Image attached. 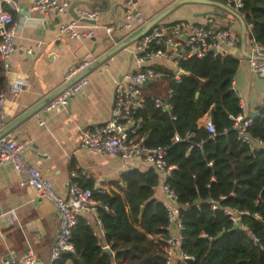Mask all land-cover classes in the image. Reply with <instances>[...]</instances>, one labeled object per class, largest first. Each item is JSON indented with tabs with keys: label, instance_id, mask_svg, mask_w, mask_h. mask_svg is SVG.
Here are the masks:
<instances>
[{
	"label": "trees",
	"instance_id": "1",
	"mask_svg": "<svg viewBox=\"0 0 264 264\" xmlns=\"http://www.w3.org/2000/svg\"><path fill=\"white\" fill-rule=\"evenodd\" d=\"M234 11L245 25V39L264 45V0H241ZM177 66L185 74L174 81L170 70L152 65L164 73L171 107L160 111L146 98L139 132L146 146L164 149L166 163L173 166L167 182L176 202L186 204L178 212L180 248L191 257L184 264H264V116L251 117L246 133L261 144L250 148L232 126V118L242 113L231 88L235 57H188ZM3 87L0 64V90ZM204 115L213 125L211 136L198 123ZM187 133L192 136L185 138ZM175 135L178 141H173ZM120 180L121 185L115 182L118 192L110 195L89 183L81 186L90 189L97 202L103 238L98 243L85 218L78 217L70 232L72 254L62 253L57 264L68 259L72 264H164L161 246L167 220L154 197L157 173L149 167L131 168ZM224 210L234 211L237 219L230 220ZM102 244L113 255L104 252Z\"/></svg>",
	"mask_w": 264,
	"mask_h": 264
},
{
	"label": "crops",
	"instance_id": "2",
	"mask_svg": "<svg viewBox=\"0 0 264 264\" xmlns=\"http://www.w3.org/2000/svg\"><path fill=\"white\" fill-rule=\"evenodd\" d=\"M31 1L10 0L2 4V8L12 15L15 26L14 50L9 57L7 70L3 71V89L6 92L4 127L59 88L63 84L62 77L68 66L87 54L91 56L92 62L116 45L112 40L113 36L121 41L141 28L137 25L131 31L119 32L108 38L99 26L121 19L122 0H79L87 2L90 5L88 9L98 14V19L93 23L96 25L93 37L80 41L57 37L55 26L60 19L57 17L44 19L38 11L29 10ZM73 1L77 0H68L69 4ZM136 1L137 9L147 21L177 0ZM80 7L84 6H76L74 12ZM206 10L225 13V16H200V13ZM209 16L215 26L229 28L238 39L240 33L238 20L217 6L181 4L168 12L158 24H169L179 20L198 23L205 21ZM250 41L245 39L244 52L240 48V43L229 50V55L238 60L231 88L238 95L241 114L246 117L250 111L257 108L260 98L264 96V78L252 73L247 66ZM27 49L30 52H27ZM130 50L131 44L89 70L85 74L87 85L81 92L72 96L63 108L49 112L39 109L2 135L26 141L23 150L25 159L39 169L59 196H66L69 172L73 168L78 172L76 178L78 185L85 186L89 183L93 190L100 189L108 195L112 191L118 192L115 182L121 185L120 176L125 170L147 168L138 159L122 162L115 157L92 154L77 147L83 129L91 124L103 123L109 118L117 78L126 71L136 69L132 56H129ZM145 65L160 66L170 71L173 69L169 63L158 59L148 61L144 63ZM249 81H256L251 90L248 86ZM152 84H155L158 90L161 89V92L147 93ZM167 89L165 82L160 79L145 84L143 93L147 96L165 98ZM37 118L43 120V125L37 124ZM207 118L209 116H202L198 123L202 125ZM19 179L20 176L11 166L0 164V259L18 258L30 248L41 263H46L58 225V212L48 200L38 198L31 187L19 186ZM154 197L158 199L161 197L159 186L154 190ZM84 218L100 243L103 238L101 227L95 223L91 214H86ZM101 248L103 250V244ZM106 248L113 255L114 252L109 247ZM64 264L72 263L68 259Z\"/></svg>",
	"mask_w": 264,
	"mask_h": 264
},
{
	"label": "built area",
	"instance_id": "3",
	"mask_svg": "<svg viewBox=\"0 0 264 264\" xmlns=\"http://www.w3.org/2000/svg\"><path fill=\"white\" fill-rule=\"evenodd\" d=\"M10 0H0V64L3 71L8 68V61L14 50L13 38L15 26L12 15L2 8V4ZM226 6L232 10L241 7V0H225ZM68 0H32L28 9L38 11L44 19L57 17L60 21L55 26L57 37H64L75 41L93 37L95 24L80 22L78 19L95 21L98 19L96 11L85 7L75 10L78 19H72L68 15ZM123 13L117 22L106 23L99 26L104 35L111 38L113 34L131 31L134 27H140L146 22L137 9L136 0H122ZM211 17H206L203 22H188L179 20L169 24L153 25L145 34L131 43V56L136 67L135 70L127 71L120 81H116L113 88V104L109 118L99 124H91L80 133L77 147L87 150L92 154L112 156L122 162L133 159L140 160L147 167L152 168L159 178V190L161 197L158 199L165 210L167 235L162 240V252L164 264H184L185 260L191 259L180 248L182 224L178 218V212L184 205L176 202V194L167 182V175L173 166L168 165L164 159V149L161 146L148 147L144 144V136L139 132L142 120L139 112L143 109L146 98H150L153 106L160 111H168L170 104L167 98L171 89L166 91L165 98L147 96L143 93L145 82H153L162 79V70L155 69L144 63L153 60L167 62L173 68L171 79L179 80L180 60L188 57L202 58L208 54L211 56H224L229 54L237 43V37L227 27L212 26ZM185 35V39H182ZM247 53V66L255 75L264 78V45L253 41ZM162 46V47H161ZM30 52L29 49L26 50ZM91 63L89 54L82 57L76 63L68 66L63 74L62 82L65 83L78 73L82 72ZM85 75L79 77L73 83L65 87L58 94L48 100L42 107L43 112H49L63 108L68 100L81 92L87 85ZM5 89L0 90V131L4 127L5 112L4 100ZM232 126L238 131V139L254 148L261 144L257 137H250L246 129L251 124V117L237 114L232 118ZM37 124L43 125V120L37 118ZM202 126L210 134H213V125L210 117L205 119ZM192 136L187 133L185 138ZM179 137L174 136L173 141ZM26 141L17 138L0 136V164L11 166L20 179L19 186L31 187L38 198L48 200L57 210L59 220L50 247L46 263H41L34 252L27 248L18 258L0 259V264H57L64 252H72L70 232L78 217L84 218L86 214L94 217L95 223L100 227L96 216L97 202L90 195L88 188L77 184L78 172L73 168L69 172V180L66 186V196L56 194L51 187L50 181L45 178L39 169L30 164L24 156ZM101 192L103 190L96 189ZM211 209L215 204L211 203ZM224 214L234 221L237 214L232 210H224ZM104 247H109L107 244Z\"/></svg>",
	"mask_w": 264,
	"mask_h": 264
},
{
	"label": "water",
	"instance_id": "4",
	"mask_svg": "<svg viewBox=\"0 0 264 264\" xmlns=\"http://www.w3.org/2000/svg\"><path fill=\"white\" fill-rule=\"evenodd\" d=\"M185 3H198V4H205V5H208V6H217V7L221 8L222 10H224L225 12L233 15L238 20V22L240 24L239 43H240L241 50L244 52L245 30H246V28H245V25H244L242 19L237 15V13L234 10H232L231 8H229L228 6H226L223 3L215 2V1H212V0H177L173 4H171L168 8L164 9L163 11H161L160 13H158L157 15H155L154 17H152L149 20H147L136 33L132 34L128 38L120 41L118 39V37L113 36L112 37V40L114 42H116V45L115 46H113L109 50L105 51L99 57H97L95 60H93L82 72H80L77 75H75L69 81L63 83L59 88H57L56 90H54L53 92H51L50 94H48L45 98H43L42 100H40L39 102H37L34 106H32L31 108H29L28 110H26L25 112H23L22 114H20L18 117H16L12 122H10L8 125H6L0 131V136H2L3 134H5L6 132H8L11 128H13L17 124H19L20 122H22L23 120H25L26 118L30 117L37 110L41 109V107L48 100H50L53 96H55L60 91H62L65 87H67L68 85H70L71 83H73L79 77L85 75L87 72H89V70L95 68L100 63L104 62L107 58H109L112 54H114L118 50H120L122 48H125L126 46H129L132 42H134L135 40H137L138 38H140L153 25H155L156 23H158V21L160 19H162L168 12H170L171 10H173L175 7H177V6L181 5V4H185ZM79 5L84 6L86 8H90V5L87 2H85V1H79V0H77V1L71 2L69 4V6H68L67 11H68V14L70 15V17L72 19H78V17L76 16V14L74 12V8L76 6H79ZM204 15L224 17L225 16V13H220V12L215 11V10H206V11L200 13V16H204ZM78 20L80 22H85V23H90V24H93L94 23V21L86 20V19H78ZM182 39H185V35H182ZM129 56H131V52L129 53ZM126 72H124L123 74H121L117 78V81H120ZM184 74H185L184 72L179 71V75H184ZM147 83L148 82H145L144 85L147 84ZM112 104H113V102H112ZM112 104H111V106H112ZM248 116L249 117L264 116V96L262 98H260L257 108L255 110L250 111L248 113ZM103 251L104 252H107V253L110 252L109 249L106 248V247L103 248ZM67 253L68 254H72V252H67Z\"/></svg>",
	"mask_w": 264,
	"mask_h": 264
},
{
	"label": "rangeland",
	"instance_id": "5",
	"mask_svg": "<svg viewBox=\"0 0 264 264\" xmlns=\"http://www.w3.org/2000/svg\"><path fill=\"white\" fill-rule=\"evenodd\" d=\"M215 23L214 22H212L211 23V25L212 26H215L214 25ZM258 81H260V80H258ZM153 83H154V81H153ZM256 83V81L255 82H252V81H249L248 82V86H249V90H251V88H253L254 87V84ZM147 91H149V92H147V93H149V94H154V93H159V92H161V89L160 90H158L156 87H155V84H152L151 86H150V90L148 89Z\"/></svg>",
	"mask_w": 264,
	"mask_h": 264
}]
</instances>
